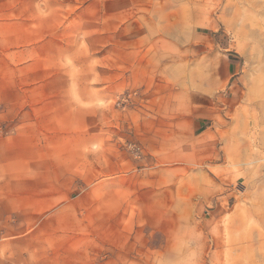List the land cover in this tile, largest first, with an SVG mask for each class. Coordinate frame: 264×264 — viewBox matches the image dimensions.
<instances>
[{
  "label": "rangeland",
  "instance_id": "rangeland-1",
  "mask_svg": "<svg viewBox=\"0 0 264 264\" xmlns=\"http://www.w3.org/2000/svg\"><path fill=\"white\" fill-rule=\"evenodd\" d=\"M135 52L174 69L158 93L189 89L233 121L240 159L222 175L168 155L146 166L123 124L151 116L145 76L126 82ZM41 102L75 104L64 226L94 262L33 264H264V0H0V133Z\"/></svg>",
  "mask_w": 264,
  "mask_h": 264
},
{
  "label": "crops",
  "instance_id": "crops-1",
  "mask_svg": "<svg viewBox=\"0 0 264 264\" xmlns=\"http://www.w3.org/2000/svg\"><path fill=\"white\" fill-rule=\"evenodd\" d=\"M135 53L136 59L126 64V82L136 86L137 77L145 76L151 116L132 109L126 112L123 124L127 129L130 125L134 139L149 156L146 166L155 169L159 155H168L174 162L206 163L222 175L240 159L238 142L233 150L234 136L229 137L233 121L224 122L217 105L199 106L195 103L199 97L189 89L158 93L159 78L157 81L155 76L168 75L174 69L158 65V55L148 54L141 61L144 55ZM172 101L175 103L170 105ZM28 106L31 109L0 133V264L94 262V252L75 248V236H66L64 226L63 188H75V134L81 129L80 121H75V104ZM121 148L116 152L119 170L124 164ZM65 171L72 174L65 175Z\"/></svg>",
  "mask_w": 264,
  "mask_h": 264
}]
</instances>
